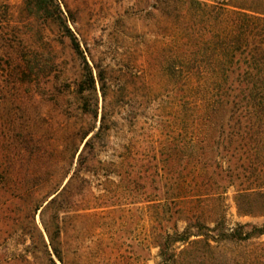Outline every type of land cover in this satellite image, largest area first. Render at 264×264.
Listing matches in <instances>:
<instances>
[{
  "label": "trees",
  "instance_id": "1",
  "mask_svg": "<svg viewBox=\"0 0 264 264\" xmlns=\"http://www.w3.org/2000/svg\"><path fill=\"white\" fill-rule=\"evenodd\" d=\"M159 4L165 20V69L179 90L175 101L182 129L172 137L164 160L165 169L177 166L172 188L153 187L147 200L149 247L158 250L156 264H259L255 253L228 257L222 248L253 245L264 236V223L231 227L225 198L227 185L238 182V213L264 216V0ZM24 11L53 26L79 61V75L68 86L76 114L60 113L69 122L52 133V141L44 140L41 129H32L30 139L22 138L13 148L22 173L34 176L24 195L31 197L42 228L34 225L32 243H40L50 264H67L63 219L73 218L97 162L101 169L120 167L125 158L100 159L116 127L113 113H99L97 83L103 99L108 85L102 71L95 75L60 1L25 0ZM13 60L7 65L15 76L33 68L27 57ZM166 176L165 170L157 183L163 185Z\"/></svg>",
  "mask_w": 264,
  "mask_h": 264
},
{
  "label": "rangeland",
  "instance_id": "2",
  "mask_svg": "<svg viewBox=\"0 0 264 264\" xmlns=\"http://www.w3.org/2000/svg\"><path fill=\"white\" fill-rule=\"evenodd\" d=\"M59 1L95 75L102 71L108 85L103 99L97 83L99 113H113L116 127L100 159L125 158L120 167L111 164L105 170L97 162L95 176L87 179L70 214L73 218L63 219L67 264H156L158 250L148 241L147 200L156 191L153 187L172 188L170 177H176L177 166L165 169L164 160L172 137L182 129L175 101L179 90L165 69L166 31L159 0ZM24 2L0 0V264H50L30 236L36 223L42 228L31 197L24 195L32 189L34 176L22 173L13 148L22 138L30 139L32 129H41L44 140L52 141V133L69 122L60 113L76 114L77 102L68 86L79 75V61L53 26L24 11ZM22 56L33 68L15 76L7 64ZM165 170L167 180L160 185L157 176ZM238 184L226 187L228 224L261 225L264 216L238 213ZM252 253L264 264V236L253 245L222 248L228 257Z\"/></svg>",
  "mask_w": 264,
  "mask_h": 264
}]
</instances>
